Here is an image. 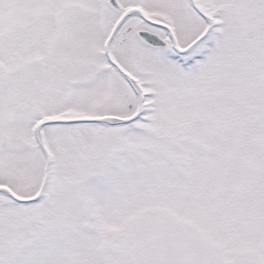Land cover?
<instances>
[{"label": "snow or ice", "instance_id": "1", "mask_svg": "<svg viewBox=\"0 0 264 264\" xmlns=\"http://www.w3.org/2000/svg\"><path fill=\"white\" fill-rule=\"evenodd\" d=\"M0 264H264V0H0Z\"/></svg>", "mask_w": 264, "mask_h": 264}]
</instances>
